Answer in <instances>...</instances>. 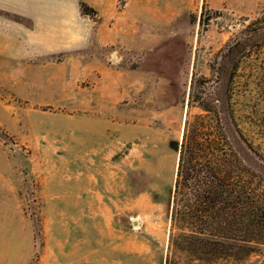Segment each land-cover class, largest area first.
<instances>
[{"label":"rangeland","instance_id":"374dc122","mask_svg":"<svg viewBox=\"0 0 264 264\" xmlns=\"http://www.w3.org/2000/svg\"><path fill=\"white\" fill-rule=\"evenodd\" d=\"M100 6L81 50L44 54L0 26V264H264V244L172 222L198 88L264 189V29L252 34L264 0ZM82 65L103 82L92 106Z\"/></svg>","mask_w":264,"mask_h":264},{"label":"trees","instance_id":"16d2710c","mask_svg":"<svg viewBox=\"0 0 264 264\" xmlns=\"http://www.w3.org/2000/svg\"><path fill=\"white\" fill-rule=\"evenodd\" d=\"M79 8L83 15L96 14L85 3H80ZM262 29L264 8L252 34ZM246 47L243 42V49ZM198 89L189 107H198L203 113L185 122L173 185L172 222L185 225L199 236L262 245L264 189L244 180L246 170L237 166L220 116L204 102H197L201 94ZM200 242L225 246L210 240ZM243 249L253 252L249 246Z\"/></svg>","mask_w":264,"mask_h":264},{"label":"crops","instance_id":"0c3cea01","mask_svg":"<svg viewBox=\"0 0 264 264\" xmlns=\"http://www.w3.org/2000/svg\"><path fill=\"white\" fill-rule=\"evenodd\" d=\"M81 1L102 13L100 5L112 0H0V26L14 31L17 39L22 40L26 37V40L40 48L44 54L78 48L81 50L88 45L92 37L91 21L80 12ZM110 40L115 41L113 37ZM139 45L134 41L127 46L139 50L142 48ZM22 55L23 52L20 49L16 57H22ZM75 61L70 60V63ZM69 74L71 77L75 75V73ZM78 74L81 81L90 84L89 90L95 92V95L86 99L84 104L92 106L99 100L100 96L97 93L103 85L102 78L97 76L94 67L91 66L82 65ZM109 89L112 88L109 87Z\"/></svg>","mask_w":264,"mask_h":264}]
</instances>
